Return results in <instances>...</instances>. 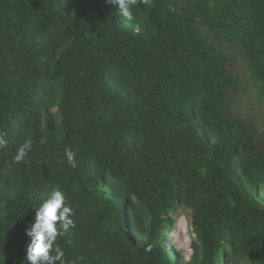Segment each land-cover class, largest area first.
<instances>
[{"label": "trees", "instance_id": "obj_1", "mask_svg": "<svg viewBox=\"0 0 264 264\" xmlns=\"http://www.w3.org/2000/svg\"><path fill=\"white\" fill-rule=\"evenodd\" d=\"M131 10L0 0V264H27L53 188L73 209L64 264H264V0ZM242 99L249 120L225 111ZM182 205L188 259L166 244Z\"/></svg>", "mask_w": 264, "mask_h": 264}, {"label": "clouds", "instance_id": "obj_2", "mask_svg": "<svg viewBox=\"0 0 264 264\" xmlns=\"http://www.w3.org/2000/svg\"><path fill=\"white\" fill-rule=\"evenodd\" d=\"M137 2L146 4L147 0H106L128 21L134 18L131 9ZM5 143L0 136V146ZM30 148V142L22 145L17 150L14 162L24 161ZM65 156L67 162L76 167L75 153L71 149H65ZM65 201L64 193L59 188H53L47 198L33 207L34 219L25 229V235L29 238L25 249L27 264H57L58 261L64 264V252L55 242L75 226L71 218L73 209Z\"/></svg>", "mask_w": 264, "mask_h": 264}, {"label": "rangeland", "instance_id": "obj_3", "mask_svg": "<svg viewBox=\"0 0 264 264\" xmlns=\"http://www.w3.org/2000/svg\"><path fill=\"white\" fill-rule=\"evenodd\" d=\"M220 43V42H219ZM224 45V43H220ZM239 72V69L236 73ZM240 74H237L239 76ZM250 91L247 88V84H244L243 93ZM245 95V94H244ZM234 96V97H233ZM243 97L242 94H232V99L230 101H235L238 97ZM242 104L238 103L236 109L226 108V112L236 119L241 120H249L246 113H244V106H246V102L242 99ZM173 222L168 231V238L166 244L168 247H173L179 254L182 255L185 259H188L192 254V242L195 238V233L193 229V209L187 205L179 206L175 211L171 214Z\"/></svg>", "mask_w": 264, "mask_h": 264}]
</instances>
